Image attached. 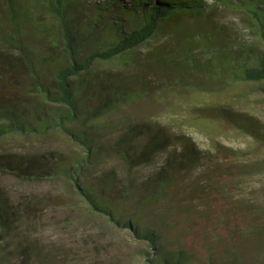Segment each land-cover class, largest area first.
Wrapping results in <instances>:
<instances>
[{
	"label": "trees",
	"instance_id": "trees-1",
	"mask_svg": "<svg viewBox=\"0 0 264 264\" xmlns=\"http://www.w3.org/2000/svg\"><path fill=\"white\" fill-rule=\"evenodd\" d=\"M226 13L245 15L264 44V0H0V140L57 130L81 148L57 163L59 175L92 212L147 242L148 264H196V250L206 248L210 157L190 136L145 123L106 144L102 125L158 88L215 93L245 82L264 93V52ZM222 110L264 143L252 118ZM116 150L127 170L120 189L112 172L84 180L90 164ZM26 159L5 155L0 164L20 172ZM0 227V264H56L49 248L19 231L21 217L1 189Z\"/></svg>",
	"mask_w": 264,
	"mask_h": 264
},
{
	"label": "rangeland",
	"instance_id": "rangeland-1",
	"mask_svg": "<svg viewBox=\"0 0 264 264\" xmlns=\"http://www.w3.org/2000/svg\"><path fill=\"white\" fill-rule=\"evenodd\" d=\"M226 16L241 36L264 52L259 37L248 30L250 22L245 15ZM43 17L49 19L46 14ZM96 66L111 69L103 63ZM222 107L252 118L264 134V93L257 84L245 82L215 93L158 88L146 99L106 117L101 134L106 144H115L131 123H145L190 136L211 161L207 250L198 247L196 264H205L208 255L217 264L224 260L226 264H264V143L235 128ZM112 153L90 164L84 180L93 181L98 173L112 172L120 189L126 165L117 150ZM82 154L81 148L57 130L0 140V156L27 158L20 172L0 164V189L21 217L19 231L49 248L57 257L56 264H148L146 254L153 256L154 249L136 239L131 230L92 212L77 189L59 175L58 162ZM153 166L142 167L140 175ZM194 177L198 178L199 172ZM10 234L12 237L16 232ZM183 242L189 245L186 238ZM19 262L17 257L9 264Z\"/></svg>",
	"mask_w": 264,
	"mask_h": 264
},
{
	"label": "water",
	"instance_id": "water-1",
	"mask_svg": "<svg viewBox=\"0 0 264 264\" xmlns=\"http://www.w3.org/2000/svg\"><path fill=\"white\" fill-rule=\"evenodd\" d=\"M99 64V63H98ZM100 64H102V63H100ZM103 64H105V63H103ZM97 65V64H96Z\"/></svg>",
	"mask_w": 264,
	"mask_h": 264
}]
</instances>
